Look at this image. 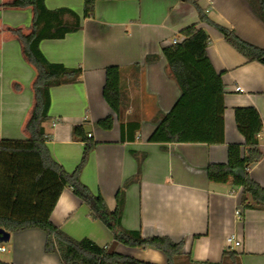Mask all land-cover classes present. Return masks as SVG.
<instances>
[{"label": "crops", "instance_id": "obj_1", "mask_svg": "<svg viewBox=\"0 0 264 264\" xmlns=\"http://www.w3.org/2000/svg\"><path fill=\"white\" fill-rule=\"evenodd\" d=\"M197 1L211 20L264 48V22L247 0ZM12 2L0 0V138L26 139L36 70L26 61L22 44L11 30L31 33L34 9L14 7ZM45 4L50 10L69 8L81 19L78 31L63 38L43 39L39 45L50 62L83 70L80 81L51 88L50 120L45 127L52 136L48 145L53 157L68 172L76 169L84 142L74 140L72 131L82 124L97 145L80 179L94 194L100 193L113 211L118 189L137 173L133 152L146 153L140 181L126 189L125 228L140 230L144 237L165 235L176 242L183 240L184 253L195 262L220 263L224 251L235 250L241 264H264V209H244L241 186L232 180L211 181L207 173L210 163L228 162L229 144L245 142L237 128L236 107H255L264 125V63L249 61L220 31L200 21L195 7L184 1L96 0L94 17L84 16V0H45ZM72 20L70 15L64 16V21ZM193 23L210 35L208 56L214 68L223 73L225 142H150L157 125L155 117L168 113L181 95L168 74L163 48L174 40L182 41L185 36L181 30ZM152 55L159 59L147 61ZM110 65L122 68L124 121L141 123L134 141H122L121 120L103 96L106 67ZM16 83L20 90L14 88ZM140 103L143 110L152 107L150 115H138ZM108 115L114 116L112 129L97 124ZM260 139L264 150V127ZM249 172L264 187V156ZM51 220L76 239L90 238L110 251L167 263L159 249L131 247L116 240L102 220L92 218L90 206L71 187L62 191ZM10 233V240L3 243L6 250L0 251V262L63 264L57 253L45 251L43 230Z\"/></svg>", "mask_w": 264, "mask_h": 264}, {"label": "trees", "instance_id": "obj_2", "mask_svg": "<svg viewBox=\"0 0 264 264\" xmlns=\"http://www.w3.org/2000/svg\"><path fill=\"white\" fill-rule=\"evenodd\" d=\"M192 4L200 21L206 22L249 61L264 63V48L241 38L233 29L211 20L197 0H180ZM253 12L264 22V0H247ZM96 0H84V16L94 17ZM14 7L33 6V30L24 34L22 30H11L20 40L26 61L36 70L32 83L34 105L25 124L26 139L0 138V228L9 232L38 228L45 232L44 249L57 253L63 264H157L138 259L117 251H110L90 238L76 239L63 231L51 220V214L65 187L82 198L91 210L94 219L102 220L119 242L139 248H156L167 258L166 264H206L192 260L184 253V241L176 242L169 236L144 237L140 230L123 226L122 218L126 203V189L140 181L146 153L138 155V170L127 179L116 194L117 205L111 211L103 196L94 194L84 184L80 175L87 164L90 153L97 142L88 136L82 125L73 127L74 140L84 142L82 158L73 172H68L52 155L45 122L50 120L51 88L80 81L82 68L68 67L62 63L50 62L41 52L43 39L63 38L67 33L81 28L80 16L69 8L50 10L45 0H13ZM70 15L71 22L64 21ZM182 41L163 48L167 60L168 74L178 84L181 95L168 113L160 112L157 123L149 137L150 142H194L218 144L225 142L224 82L223 73L218 72L207 53L210 35L198 23L181 30ZM158 55L147 56V61L158 60ZM20 90L19 84H14ZM103 96L121 120L122 141H134L141 123L138 120L124 121V99L122 92V68L118 65L106 67V82ZM237 128L244 136V144L228 145V162L210 163L207 166L211 181L225 183L229 180L243 188L241 203L244 209H264V187L254 180L250 167L264 156L260 135L263 121L253 106L235 108ZM104 129H112L114 116L98 120ZM0 264H6L0 262ZM212 264V263H209ZM241 264L240 253L226 250L220 263Z\"/></svg>", "mask_w": 264, "mask_h": 264}, {"label": "water", "instance_id": "obj_3", "mask_svg": "<svg viewBox=\"0 0 264 264\" xmlns=\"http://www.w3.org/2000/svg\"><path fill=\"white\" fill-rule=\"evenodd\" d=\"M11 233L4 228H0V242L5 243L10 240Z\"/></svg>", "mask_w": 264, "mask_h": 264}, {"label": "rangeland", "instance_id": "obj_4", "mask_svg": "<svg viewBox=\"0 0 264 264\" xmlns=\"http://www.w3.org/2000/svg\"><path fill=\"white\" fill-rule=\"evenodd\" d=\"M146 104L148 105V103H146ZM141 105L142 104L140 103L139 106L137 107L138 115L139 116L150 115V113L152 112V107L147 108L146 110H143V107ZM1 255H2V253L0 252V259H3Z\"/></svg>", "mask_w": 264, "mask_h": 264}, {"label": "built area", "instance_id": "obj_5", "mask_svg": "<svg viewBox=\"0 0 264 264\" xmlns=\"http://www.w3.org/2000/svg\"><path fill=\"white\" fill-rule=\"evenodd\" d=\"M178 42L177 40H174V43ZM236 90H240V86H236ZM89 137H91V134H88ZM238 215H241V212L238 211ZM231 242V241H230ZM236 245H239V241H236L235 242ZM6 250V247L4 246L3 243L0 242V251H5Z\"/></svg>", "mask_w": 264, "mask_h": 264}]
</instances>
